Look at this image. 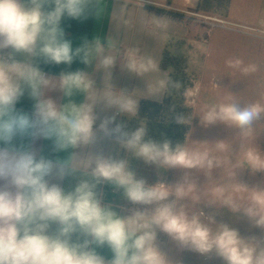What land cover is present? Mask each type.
Here are the masks:
<instances>
[{
    "label": "clouds",
    "instance_id": "clouds-1",
    "mask_svg": "<svg viewBox=\"0 0 264 264\" xmlns=\"http://www.w3.org/2000/svg\"><path fill=\"white\" fill-rule=\"evenodd\" d=\"M92 0H0V264H180L160 249L158 232L166 234L180 249L215 256L223 264H264V235L242 236L228 224L217 223L202 206L227 208L239 213L264 232V188H249L236 180V170L264 171L250 156L247 143L259 122L264 104L245 103L231 92L206 106L200 116L204 125L224 124L240 137L234 153L231 143L217 141L206 150L186 144L156 141L148 136L146 122L134 130L121 124L110 127L116 115L137 117V92L117 90L111 83L112 69L119 61L123 70L146 82L147 97L159 99L178 88L159 63L136 47L113 54L119 41L109 36L84 38L74 47L65 38L62 20L85 19ZM79 59L103 72L98 87L83 70L48 76L40 62L70 66ZM226 65L249 76L259 71L255 63L232 58ZM157 73L149 83L145 75ZM59 89L65 97L77 93L82 103L69 99L58 104L49 93ZM139 92V91H138ZM27 94L35 103L31 113L17 108ZM114 110L97 127L95 108ZM190 117L178 116L179 124ZM40 135L53 141L55 151H72L66 159H50L30 148L17 147L18 137ZM100 134L116 142L135 157L159 169H195L207 178L198 186L186 171L175 184H148L138 179L126 160H117L93 150ZM260 160V153H256ZM229 168L227 175L221 173ZM219 172L216 177L214 173ZM75 178L71 190L49 178ZM122 190L134 205H154L120 216L102 204L100 185ZM238 185L242 192L233 190ZM212 185V189H206ZM107 247L112 258L97 249Z\"/></svg>",
    "mask_w": 264,
    "mask_h": 264
},
{
    "label": "rangeland",
    "instance_id": "rangeland-1",
    "mask_svg": "<svg viewBox=\"0 0 264 264\" xmlns=\"http://www.w3.org/2000/svg\"><path fill=\"white\" fill-rule=\"evenodd\" d=\"M196 0H190L191 5ZM172 5L188 8L184 0H170ZM166 3V2H164ZM167 4V3H166ZM212 5L218 3L212 2ZM199 17L189 13H181L185 20L194 22L197 28L194 48L195 58H190L186 41L177 39L168 51L179 50L183 54L182 68L185 73L182 98L184 106L191 109V122L186 136V146L193 150H206L208 143L227 141L231 143L234 153L240 149V137L237 132L224 124L204 125L200 116L206 106L219 103L225 95L232 93L233 98L245 103L264 104V0H230L226 16L219 17L215 13L194 11ZM203 16L224 20V22L204 23ZM208 22V21H207ZM239 58L245 64L255 63L259 71L249 76L228 67L226 61ZM185 84V87H184ZM208 142V143H204ZM247 143L253 148L250 158L259 166H264V158L256 160V153L264 157V121L259 122L254 133L247 138ZM168 181L165 184H175L181 180L187 171L198 186L207 182V178L195 169L169 168ZM225 168L221 175L229 172ZM216 177L219 172L214 173ZM236 180L249 188H264V171L253 172L249 168L236 170ZM211 190L212 185H206ZM233 190L242 192L238 185H232ZM150 207L149 209L153 208ZM206 215H211L217 223L228 224L239 231L242 236L264 235L259 228L253 227L239 213H232L227 208L217 206H202ZM141 210V209H140ZM157 243L160 249L173 261L180 264H223L215 256H203L199 253L180 249L166 234L158 232Z\"/></svg>",
    "mask_w": 264,
    "mask_h": 264
},
{
    "label": "crops",
    "instance_id": "crops-1",
    "mask_svg": "<svg viewBox=\"0 0 264 264\" xmlns=\"http://www.w3.org/2000/svg\"><path fill=\"white\" fill-rule=\"evenodd\" d=\"M169 1L92 0L87 18L80 20L65 18L62 20L61 27L64 30L65 38L73 41L74 47L78 46L84 38L91 40L93 37L99 36L102 39H106L111 36L119 41L117 48L113 51V54L117 55L118 58L123 49L136 47L141 50L143 55L154 58L159 63L161 72L169 73V69L164 70L161 68V59L163 52L168 50L177 39L186 41V45L190 50L187 56L195 58L194 39L198 34L197 26L194 22L185 20L184 16L187 17V15H182L181 13L193 14L194 11H197L199 0H196L193 5H191L190 0H184L185 3L183 5L188 7L186 9L174 6ZM40 67L50 77H58L61 72L83 70L91 75L98 87L103 85V72L96 71L93 66L83 64L78 58L70 66L41 61ZM157 76V73L149 72L145 75V79L151 83ZM111 83L117 90H123L128 93L137 92L138 104L143 99L161 102L164 98V96L159 99L147 97L148 93L144 91L146 89L145 80L123 70L119 61L112 69ZM49 95L58 104L68 103L69 99L79 104L85 99L79 93L71 98L65 97L59 89L51 91ZM34 103L35 101L25 94L17 104V108L31 113ZM95 113L97 116L95 127L97 128L104 119L115 114L114 110H106L103 105H97ZM129 119L131 118L125 115H116L115 121L110 127H115L116 124H122ZM14 144L17 147L30 148L38 156L43 155L50 159H66L72 151H80V149L55 151L53 141L45 139L38 134L22 138L18 137ZM93 150L102 152L104 155L117 160H126L129 169L136 174V177L144 179L148 184L166 183L168 181V169H159L155 165L145 163L143 159L135 157L132 153L123 149L112 137H103L100 134ZM49 180L51 183L60 184L66 191L71 190L76 182L73 177H66L61 181L53 176ZM98 191L102 196V204L110 205L120 216H128L131 215L133 210L141 209L143 211L153 206L134 205L123 196L122 190H116L111 185H100L98 186ZM97 251L106 259L112 258L113 254L107 247L99 248Z\"/></svg>",
    "mask_w": 264,
    "mask_h": 264
},
{
    "label": "trees",
    "instance_id": "trees-1",
    "mask_svg": "<svg viewBox=\"0 0 264 264\" xmlns=\"http://www.w3.org/2000/svg\"><path fill=\"white\" fill-rule=\"evenodd\" d=\"M218 4L212 5V2ZM230 0H199L197 11L205 13H215L219 17L226 16ZM183 54L179 50L170 53L168 50L163 52L161 59V68L169 69L171 79L179 83V87L173 89L169 95H164L161 102L140 100L138 104L137 117L131 118L121 125L126 130H134L144 121L147 124L148 136L156 141H171L173 146L184 144L189 130L188 124H179L176 122L178 116H187L191 118V109L184 106L182 93L185 73L181 66ZM185 87V84H184ZM191 122V119H190ZM114 138V137H112ZM115 139V138H114Z\"/></svg>",
    "mask_w": 264,
    "mask_h": 264
},
{
    "label": "built area",
    "instance_id": "built-area-1",
    "mask_svg": "<svg viewBox=\"0 0 264 264\" xmlns=\"http://www.w3.org/2000/svg\"><path fill=\"white\" fill-rule=\"evenodd\" d=\"M189 14H191V13H189ZM193 17H199L200 15H198V14H195V13H193V14H191ZM203 18H204V23L205 24H208L209 23V25L210 26H214V23H220V22H224V21H222V20H219L218 18H212V17H210V16H203ZM208 21V22H207Z\"/></svg>",
    "mask_w": 264,
    "mask_h": 264
}]
</instances>
